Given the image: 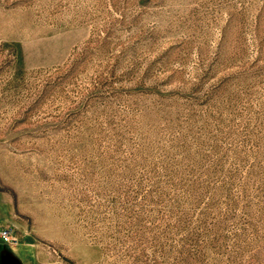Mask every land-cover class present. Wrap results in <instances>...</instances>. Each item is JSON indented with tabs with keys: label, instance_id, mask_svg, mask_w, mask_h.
Listing matches in <instances>:
<instances>
[{
	"label": "rangeland",
	"instance_id": "1",
	"mask_svg": "<svg viewBox=\"0 0 264 264\" xmlns=\"http://www.w3.org/2000/svg\"><path fill=\"white\" fill-rule=\"evenodd\" d=\"M21 264H264V0H0V229Z\"/></svg>",
	"mask_w": 264,
	"mask_h": 264
},
{
	"label": "water",
	"instance_id": "2",
	"mask_svg": "<svg viewBox=\"0 0 264 264\" xmlns=\"http://www.w3.org/2000/svg\"><path fill=\"white\" fill-rule=\"evenodd\" d=\"M0 256L2 257L1 264H6L7 262L12 264H21V262L5 247L0 251Z\"/></svg>",
	"mask_w": 264,
	"mask_h": 264
},
{
	"label": "built area",
	"instance_id": "3",
	"mask_svg": "<svg viewBox=\"0 0 264 264\" xmlns=\"http://www.w3.org/2000/svg\"><path fill=\"white\" fill-rule=\"evenodd\" d=\"M0 240H1V243L5 246L13 243L14 238L11 236L10 229H7V228L0 229Z\"/></svg>",
	"mask_w": 264,
	"mask_h": 264
},
{
	"label": "crops",
	"instance_id": "4",
	"mask_svg": "<svg viewBox=\"0 0 264 264\" xmlns=\"http://www.w3.org/2000/svg\"><path fill=\"white\" fill-rule=\"evenodd\" d=\"M4 247V245L1 243V240H0V251L2 250V248ZM7 249V248H6ZM8 250V249H7Z\"/></svg>",
	"mask_w": 264,
	"mask_h": 264
},
{
	"label": "flooded vegetation",
	"instance_id": "5",
	"mask_svg": "<svg viewBox=\"0 0 264 264\" xmlns=\"http://www.w3.org/2000/svg\"><path fill=\"white\" fill-rule=\"evenodd\" d=\"M1 260H2V257L0 256V264L2 263ZM6 264H12V263L7 262Z\"/></svg>",
	"mask_w": 264,
	"mask_h": 264
}]
</instances>
